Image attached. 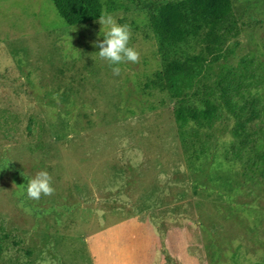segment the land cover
I'll list each match as a JSON object with an SVG mask.
<instances>
[{
	"label": "rangeland",
	"instance_id": "obj_1",
	"mask_svg": "<svg viewBox=\"0 0 264 264\" xmlns=\"http://www.w3.org/2000/svg\"><path fill=\"white\" fill-rule=\"evenodd\" d=\"M169 1L101 0L140 54L115 76L99 19L0 0V264H264V0H231L229 54L177 93L153 83L149 14ZM225 68L243 102L212 128L180 125L178 107L220 101ZM39 171L55 193L37 201Z\"/></svg>",
	"mask_w": 264,
	"mask_h": 264
},
{
	"label": "trees",
	"instance_id": "obj_2",
	"mask_svg": "<svg viewBox=\"0 0 264 264\" xmlns=\"http://www.w3.org/2000/svg\"><path fill=\"white\" fill-rule=\"evenodd\" d=\"M49 1L68 26L90 23L103 12L101 0ZM149 24L164 63L163 73H158L153 83L173 93L192 88L203 76L207 64H216L229 54L224 53V47L237 35L231 0H170L153 7ZM182 46L199 49L181 54ZM230 75L233 76L225 68L219 76L221 82L216 83L220 101L205 99L202 108L180 106L175 110L176 121L180 125L193 123L199 128H212L221 120L223 110L235 111L244 98L240 85L227 87L234 82ZM243 76V72L238 75L242 79ZM6 239L7 234L0 226V258Z\"/></svg>",
	"mask_w": 264,
	"mask_h": 264
},
{
	"label": "clouds",
	"instance_id": "obj_3",
	"mask_svg": "<svg viewBox=\"0 0 264 264\" xmlns=\"http://www.w3.org/2000/svg\"><path fill=\"white\" fill-rule=\"evenodd\" d=\"M98 23L106 31L102 42L97 41L94 45V47L100 49L96 54H98L101 60L107 61L110 65H114L112 67V73L115 76H119L121 69L118 65L126 62L138 63L140 59V54L129 46L131 29L127 24H119L107 12H102L99 15ZM54 193L53 180L47 171H39L27 182L26 195L29 199L38 201L42 196H51Z\"/></svg>",
	"mask_w": 264,
	"mask_h": 264
}]
</instances>
